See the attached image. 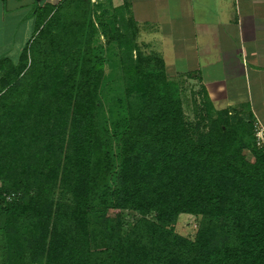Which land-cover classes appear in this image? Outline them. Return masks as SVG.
<instances>
[{
  "label": "trees",
  "instance_id": "1",
  "mask_svg": "<svg viewBox=\"0 0 264 264\" xmlns=\"http://www.w3.org/2000/svg\"><path fill=\"white\" fill-rule=\"evenodd\" d=\"M35 21L29 51L0 59L1 264H264L250 116L201 89L189 122L128 0L98 15L62 0Z\"/></svg>",
  "mask_w": 264,
  "mask_h": 264
},
{
  "label": "crops",
  "instance_id": "2",
  "mask_svg": "<svg viewBox=\"0 0 264 264\" xmlns=\"http://www.w3.org/2000/svg\"><path fill=\"white\" fill-rule=\"evenodd\" d=\"M61 1L0 0V59L17 60L37 13ZM128 1L139 42L161 54L168 77L197 82L214 110L264 126V0Z\"/></svg>",
  "mask_w": 264,
  "mask_h": 264
},
{
  "label": "rangeland",
  "instance_id": "3",
  "mask_svg": "<svg viewBox=\"0 0 264 264\" xmlns=\"http://www.w3.org/2000/svg\"><path fill=\"white\" fill-rule=\"evenodd\" d=\"M90 2H91V0H90ZM91 4L93 6V10L96 12V15H98L100 12H103V11L110 13V12H112L113 8H116L117 6H119L118 0H113V1H110V0H93L91 2ZM36 35H37V33L34 32V34L32 36H30V38L27 42L28 43L27 44L28 51H29V46H30L29 44L31 43L32 39L34 37H36ZM138 36H139V33H138ZM138 36H137V43L139 45L140 44L145 45L144 43L139 42L140 36L139 37ZM138 38H139V40H138ZM148 38H150L149 33L147 35L143 36V39H148ZM99 42L103 47H105V41H104L103 37H99ZM147 51H149V49L145 50V52H147ZM151 51H153V50H151ZM110 52L111 53L115 52L113 47L110 48ZM153 52H155V51H153ZM156 53L161 56V54L159 52H156ZM164 67L166 68V66H164ZM177 67H175V71H180L183 69L181 66L179 68H177ZM104 69H105L106 77L108 76V78H110L111 76H114V73H112V70H110L109 64L105 65ZM166 75H167V73H166ZM168 78L170 80H172L174 77L169 75ZM172 81L175 82L180 89V95H181V100H182V109H183L185 118L189 122H192L194 115H195V111L201 107V102H202L201 87L197 82L193 83V82L186 80L185 78L179 79V80L175 79ZM246 155H247V159L251 160V156L249 154H246ZM196 228H197V220L193 216H189V215L179 216L178 221L174 226V230L176 233H178L181 236L188 237V238L193 237ZM0 264H1V256H0Z\"/></svg>",
  "mask_w": 264,
  "mask_h": 264
},
{
  "label": "built area",
  "instance_id": "4",
  "mask_svg": "<svg viewBox=\"0 0 264 264\" xmlns=\"http://www.w3.org/2000/svg\"><path fill=\"white\" fill-rule=\"evenodd\" d=\"M93 0H91L92 2ZM253 138L255 147L264 156V126L259 122L253 124ZM9 200V198H7Z\"/></svg>",
  "mask_w": 264,
  "mask_h": 264
}]
</instances>
